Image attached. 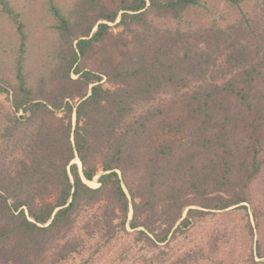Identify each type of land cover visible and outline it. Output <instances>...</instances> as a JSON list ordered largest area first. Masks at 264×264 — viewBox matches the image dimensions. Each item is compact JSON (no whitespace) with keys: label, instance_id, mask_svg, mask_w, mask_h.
Masks as SVG:
<instances>
[{"label":"trees","instance_id":"1","mask_svg":"<svg viewBox=\"0 0 264 264\" xmlns=\"http://www.w3.org/2000/svg\"><path fill=\"white\" fill-rule=\"evenodd\" d=\"M44 7L52 48L38 67L13 0H0L23 47L14 79L0 77V264H59L121 234L152 250L207 216L248 217L264 165V0Z\"/></svg>","mask_w":264,"mask_h":264},{"label":"rangeland","instance_id":"2","mask_svg":"<svg viewBox=\"0 0 264 264\" xmlns=\"http://www.w3.org/2000/svg\"><path fill=\"white\" fill-rule=\"evenodd\" d=\"M13 3L15 12L20 14L19 19L27 33V39L24 41L27 46L25 58L29 63L43 67L48 51L52 48L47 31L49 20L44 0H13ZM217 5L222 9L220 4ZM200 16L190 14L189 17L199 20ZM114 24L109 23L110 26ZM118 30V28H112L113 32ZM20 42L16 25L8 16L0 13V77L14 79V59L20 54V48H23ZM34 69L37 70L36 72L40 70L37 67ZM43 73L48 74L49 70ZM72 77L75 78V76ZM0 101L8 106L4 95H0ZM72 120L74 122V115ZM96 180L97 177L87 184L96 188L99 186ZM249 197L251 204H246L248 217L243 209L207 216L204 222L192 225L186 234L179 235L174 240H169L152 250L130 248L131 236L121 234L110 246L99 252L86 250L82 256L70 257L59 264H176L178 259L203 244L218 245L216 254L212 256L213 259L204 260L203 264H259L264 262V165L258 178L250 185ZM252 207L262 212L258 226L252 216ZM248 220L252 226L253 237ZM127 230L132 232L129 228ZM217 238L220 240L216 242ZM258 246L263 258L256 256Z\"/></svg>","mask_w":264,"mask_h":264},{"label":"bare ground","instance_id":"3","mask_svg":"<svg viewBox=\"0 0 264 264\" xmlns=\"http://www.w3.org/2000/svg\"><path fill=\"white\" fill-rule=\"evenodd\" d=\"M77 161V160H76Z\"/></svg>","mask_w":264,"mask_h":264}]
</instances>
